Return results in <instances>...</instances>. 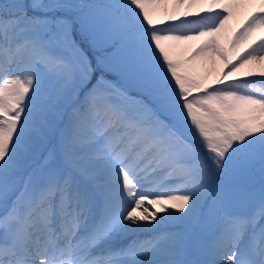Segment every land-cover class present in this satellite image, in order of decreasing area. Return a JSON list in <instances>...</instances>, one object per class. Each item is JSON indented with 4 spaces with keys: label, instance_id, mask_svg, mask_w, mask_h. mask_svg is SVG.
I'll use <instances>...</instances> for the list:
<instances>
[{
    "label": "snow or ice",
    "instance_id": "6c2138e0",
    "mask_svg": "<svg viewBox=\"0 0 264 264\" xmlns=\"http://www.w3.org/2000/svg\"><path fill=\"white\" fill-rule=\"evenodd\" d=\"M235 2L0 0V264H264V69L226 82L264 0L225 49ZM200 37L211 90L173 55Z\"/></svg>",
    "mask_w": 264,
    "mask_h": 264
},
{
    "label": "rangeland",
    "instance_id": "374dc122",
    "mask_svg": "<svg viewBox=\"0 0 264 264\" xmlns=\"http://www.w3.org/2000/svg\"><path fill=\"white\" fill-rule=\"evenodd\" d=\"M244 0H241V2ZM252 4H251V3ZM190 0H185V4L183 7L179 9L180 12V18L181 19H194L196 18V14L200 13L201 15L204 14L203 9L206 7V4H201L200 6L194 8L192 11L189 7ZM247 5V6H246ZM244 7H240V9H234L233 15L225 25L223 32V39L220 45L224 47L225 49H229L231 47L230 41L234 40L235 36L239 34L240 31L243 30V27L248 22L249 17L258 10L259 6V0H246L242 4ZM243 9V10H242ZM174 10L173 8V0H167L166 5H164L161 8V13L159 17H155L156 20L159 22L160 20H164L165 23H168L165 11L172 12ZM191 11V12H190ZM240 11V12H239ZM242 12V13H241ZM184 13H188L189 15L187 17L184 16ZM261 37H264V30H259L253 33L251 38L247 41L246 44H242L238 47L236 56L243 55L246 50H249V46H254L255 44L260 42ZM210 38L209 37H200L198 39H193L190 41L181 42L174 46L173 48V55L176 59L179 60H191V63L186 65V67L189 69L190 74L194 77L199 79L204 83L206 87L211 90L213 87H217V79L220 76L222 71H227V69L224 66V62L215 55H205L201 57H195L196 51L204 45ZM214 56L218 60L217 66L213 67L208 64V59ZM195 57V59H193ZM233 63L238 62L234 56H230ZM220 65V66H219ZM264 69V64H261L259 66L252 65V66H245L244 68L240 69L239 72L235 73L234 77H229L228 81L226 82H232L233 80L236 81H245L250 79H258L257 76H249V71H254L258 73L260 70ZM193 95H196V93H193ZM191 99V97H190ZM146 207L149 208L150 211L156 210L158 212V207L156 209H153L151 205L145 204ZM158 215L162 216L164 213H158ZM151 227V225H149ZM153 233L151 232H140L135 234H130L129 236H126L122 238L121 243L126 245L130 243L132 240H144L151 238Z\"/></svg>",
    "mask_w": 264,
    "mask_h": 264
},
{
    "label": "bare ground",
    "instance_id": "6f19581e",
    "mask_svg": "<svg viewBox=\"0 0 264 264\" xmlns=\"http://www.w3.org/2000/svg\"><path fill=\"white\" fill-rule=\"evenodd\" d=\"M244 2H246V0H244V1H242L241 2V0H236V2H235V4L233 5V10L235 9H240V7H244V6H242V4L244 3ZM251 3V2H250ZM203 5L204 3H197V4H195V5H193L192 6V8H190V10L192 11L194 8H196V7H198V6H200V5ZM252 4V3H251ZM247 6V5H246ZM243 10V9H242ZM190 11V12H191ZM240 12V11H239ZM160 13H161V9L157 12V15H156V17H159L160 16ZM242 13V12H241ZM216 39L218 40V42H219V44L222 42V39H223V32L221 31L220 33H218L217 34V37H216ZM208 64L210 65V66H213V67H215V66H217V64H218V60L214 57V56H212L211 58H209L208 59ZM220 66V65H219Z\"/></svg>",
    "mask_w": 264,
    "mask_h": 264
}]
</instances>
